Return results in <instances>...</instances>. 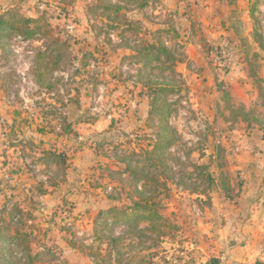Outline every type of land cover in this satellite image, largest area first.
Returning <instances> with one entry per match:
<instances>
[{"label":"rangeland","instance_id":"rangeland-1","mask_svg":"<svg viewBox=\"0 0 264 264\" xmlns=\"http://www.w3.org/2000/svg\"><path fill=\"white\" fill-rule=\"evenodd\" d=\"M13 11L39 33L0 42V264H207L211 222L248 191L240 158L264 151V0H0ZM138 190L154 231L111 217Z\"/></svg>","mask_w":264,"mask_h":264},{"label":"crops","instance_id":"crops-1","mask_svg":"<svg viewBox=\"0 0 264 264\" xmlns=\"http://www.w3.org/2000/svg\"><path fill=\"white\" fill-rule=\"evenodd\" d=\"M244 155L236 170L249 181L246 197L229 214L218 216L226 224L219 225L217 219L211 222L210 230L219 239L215 257L221 264H264V151ZM243 158L252 159V165Z\"/></svg>","mask_w":264,"mask_h":264},{"label":"trees","instance_id":"trees-1","mask_svg":"<svg viewBox=\"0 0 264 264\" xmlns=\"http://www.w3.org/2000/svg\"><path fill=\"white\" fill-rule=\"evenodd\" d=\"M109 8L106 9V11H110V8L112 5L107 3ZM118 11V9H116ZM39 24V20H35L32 18H25L21 16L18 12H9L7 15L1 16L0 17V42L3 41L5 38V35L8 33H13L17 36H20L24 39H34L35 36L39 33L38 27H33V25ZM160 48L162 49V53H167L168 50L163 46V44H160ZM155 49V47H154ZM48 60L49 57L46 56L44 53H40L38 59H37V64H38V74L36 75L38 79V83L42 84V78L44 76V73H46V70H49L50 67L48 66ZM165 106H170L168 105L167 102L162 104V106H153V112L158 113V115H161L164 113V107ZM168 115L164 114V117H161L162 121L164 124H168L167 118ZM165 127V125H164ZM167 128V127H166ZM164 129V131L166 130ZM172 145V142H168L166 145L165 143H158L153 150V153H159L160 151H163L165 147H170ZM141 179L140 176L135 177V185L137 184L136 182ZM230 188V183L229 181L225 180L222 185V189L226 192H229ZM138 194L140 200L139 202H136L135 205L129 209H117L113 208L110 210L111 217L115 222L123 220L125 222H137V221H142V222H147L150 226L151 231H154V221L162 219V217L154 212V209L152 208L149 203H147V199L144 197V193L142 191H136ZM20 247H24L22 244H20ZM26 252L27 250L23 248ZM30 261H33L32 259ZM3 264H14L10 260H3ZM207 264H221V260L219 258L213 257L211 258Z\"/></svg>","mask_w":264,"mask_h":264}]
</instances>
